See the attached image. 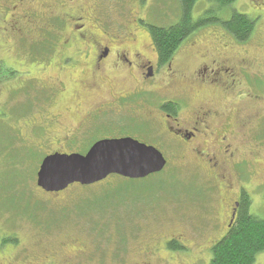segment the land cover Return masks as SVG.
I'll list each match as a JSON object with an SVG mask.
<instances>
[{"label":"rangeland","instance_id":"obj_1","mask_svg":"<svg viewBox=\"0 0 264 264\" xmlns=\"http://www.w3.org/2000/svg\"><path fill=\"white\" fill-rule=\"evenodd\" d=\"M90 1L80 0L87 16L92 15L88 8ZM122 1L113 0L109 4L111 19L119 24L128 18L122 10ZM8 2L13 0H0V254L6 252L0 255V264L16 247L13 237L20 238L28 251L43 250V257L34 264H209L212 246L226 234V207H222L218 184L213 183L204 169H197L186 154L175 151L169 137L148 136L147 126L130 116L108 118L106 123L112 129L109 135L122 131L137 141L151 143L167 160L162 172L142 180L110 176L90 186L75 184L56 194L45 193L36 186L42 159L52 151L65 150L58 141L60 133L46 141L45 125L40 124L39 118L33 121L47 102L38 88L51 93V89L58 90L61 82L65 95L60 98L62 91L59 92V98L49 109L58 113L68 107L72 111L64 114L67 124L76 122L78 116L72 105L77 89L73 81L78 79L76 71L81 68L61 69L57 65L56 47L51 55L43 49L46 27L43 18L47 17L43 14L60 13L53 0L40 1L38 5L37 1L26 0L23 9L31 7L32 10L26 11L30 18H22L24 12L17 8L6 16L3 8L4 5L10 8ZM134 9L144 22L159 27L171 26L180 17L177 0H143L141 7ZM233 11L255 21L254 31L246 42L235 41L219 26L207 25L187 39L180 51L191 45L187 52L198 58L200 53L219 48L228 55L247 58L252 69L264 67V0H235L227 10L214 0H197L191 16L194 21L200 16L226 21ZM92 26L99 35L97 25ZM137 34L138 47L149 42L145 30H138ZM61 50L66 48L60 46L56 51ZM197 62V59L185 61L180 67L191 71ZM262 70L252 78L253 88L261 95ZM191 99L192 104L199 101L194 96ZM80 104V100L75 101V106ZM27 122L32 126L38 122V126L31 129L25 126ZM240 148L244 154L248 153ZM261 169L264 171L263 166ZM249 212L264 219L261 194L253 196ZM172 240L184 249L168 250L166 245ZM147 251L155 255L143 257L151 253ZM52 253L59 255L54 257ZM254 264H264V252Z\"/></svg>","mask_w":264,"mask_h":264},{"label":"flooded vegetation","instance_id":"obj_2","mask_svg":"<svg viewBox=\"0 0 264 264\" xmlns=\"http://www.w3.org/2000/svg\"><path fill=\"white\" fill-rule=\"evenodd\" d=\"M31 1H37L35 5L40 1L44 3V0ZM112 1L91 0L88 8L92 15L87 16L83 14L80 0H53L60 13L43 14L47 16L43 18L46 23L43 49L51 55L54 47L56 50L60 46L66 48L65 51L55 50L58 67L81 68L76 71L78 79L73 81L77 89L72 105L78 116L76 122L67 124L64 114L72 111L68 107L58 113L50 110L59 92L62 91L60 98L65 95L61 82L58 90L51 89V93L38 88L47 102L41 115L33 121L39 118L40 124L45 125L46 141L60 133L58 141L65 149L49 155L86 154L95 142L106 139L137 141L122 131L109 135L112 129L106 123L108 118L130 116L147 126L148 136L169 137L175 151L186 154L197 169H204L213 183L218 184L222 207H226L224 227L227 232L241 211L243 201L249 202L250 210L255 194L264 198V171L261 169L264 167V94L255 91L252 82L264 67L253 66L252 69L247 65V58L228 55L219 48L200 53L198 58L190 56L187 50L191 45L183 46L185 50L180 51L187 40L170 60L162 63L150 34L152 25L144 22L134 9H139L143 0L121 2L128 17L123 24L111 19L109 4ZM8 4L10 8L7 5L3 8L6 16L17 8L24 12L22 18H30L31 14L26 11L32 10L31 7L23 9L26 0H13ZM92 24L97 25L99 35L94 33ZM138 30H145L149 38L147 44L139 47L136 45ZM194 59L198 62L191 71L180 67ZM192 96L199 100L196 104H192ZM79 100L81 104L75 106V101ZM25 126L36 129L38 122L33 126L27 122ZM52 128L58 131L51 133ZM149 144L145 145L152 146ZM240 146L248 153L244 154ZM256 169L261 171L256 174ZM12 241L16 247L10 250L12 255L2 258L4 264H34L43 257V250L28 251L20 238L13 237ZM147 252L151 253L143 257L155 255Z\"/></svg>","mask_w":264,"mask_h":264},{"label":"trees","instance_id":"obj_3","mask_svg":"<svg viewBox=\"0 0 264 264\" xmlns=\"http://www.w3.org/2000/svg\"><path fill=\"white\" fill-rule=\"evenodd\" d=\"M227 10L235 0H214ZM180 8L179 20L168 27L152 25L150 34L160 61L170 60L174 52L195 32L207 25L219 26L239 43L246 42L254 31L255 21L245 15L232 12L228 20L200 16L196 21L191 13L197 0H177ZM249 202L243 201L242 209L226 234L211 248L209 264H254L256 257L264 252V219L249 213ZM170 251H181L177 241L166 245Z\"/></svg>","mask_w":264,"mask_h":264},{"label":"water","instance_id":"obj_4","mask_svg":"<svg viewBox=\"0 0 264 264\" xmlns=\"http://www.w3.org/2000/svg\"><path fill=\"white\" fill-rule=\"evenodd\" d=\"M166 166L154 147L131 138L100 140L86 154H51L36 173V186L45 193L64 192L72 185L90 186L118 176L142 180L159 174Z\"/></svg>","mask_w":264,"mask_h":264}]
</instances>
